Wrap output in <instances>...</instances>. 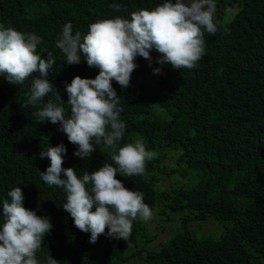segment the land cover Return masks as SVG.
<instances>
[{"label": "trees", "instance_id": "1", "mask_svg": "<svg viewBox=\"0 0 264 264\" xmlns=\"http://www.w3.org/2000/svg\"><path fill=\"white\" fill-rule=\"evenodd\" d=\"M153 1L0 0V24L20 32L34 30L49 18L77 26L80 10L87 8H94L93 17L130 19L132 11L152 10L161 0ZM215 2L217 32H204L205 54L197 68L172 73L156 62L160 54L150 55L151 61L137 56L131 87L112 81L123 109L120 120L126 125L117 148L140 138L146 150L155 153L146 161L143 175L116 176L127 189L143 193L153 220L163 226L160 249L147 256L127 244L133 249L120 258V247L126 246L120 243L113 252L94 251L91 234L78 230L62 208L66 193L41 180L40 172L50 166L47 158L40 157L47 147L63 144L62 167L74 168L78 177L104 163L115 167L112 150L101 144L90 158L74 156L77 148L58 130L59 124L37 123L33 116L48 100L58 103L56 96L49 94L35 106L25 104L38 74L23 85L0 76V213L8 191L21 187L23 206L50 219L51 231L36 253L38 264H47L50 255L59 264H84L83 253L91 264H130L132 260L136 264H264V0ZM113 3L121 4V11L111 8ZM41 29L40 25L37 32ZM49 48L37 45V54L46 60ZM56 55L47 78L61 100L68 98L65 83L76 76L94 79L99 74L86 60L72 70L64 57ZM157 108L169 119L163 120ZM181 111L191 116V125ZM164 151L181 154L170 169L163 162ZM171 176L194 178L196 185L170 188ZM164 181L168 190L157 194L158 184ZM165 223L170 227H164ZM193 229L203 235L195 237ZM146 237V227L134 221L128 243H142Z\"/></svg>", "mask_w": 264, "mask_h": 264}, {"label": "clouds", "instance_id": "2", "mask_svg": "<svg viewBox=\"0 0 264 264\" xmlns=\"http://www.w3.org/2000/svg\"><path fill=\"white\" fill-rule=\"evenodd\" d=\"M157 4L152 10L132 11L130 19L124 15L93 17L94 8H87L80 10L77 26L49 18L43 19L34 30L20 32L0 24V76L13 85H23L33 74H38L32 79L26 106L37 105L49 94L57 98L58 103L48 100L33 112L36 122L59 124L58 130L77 148L74 156L81 159L90 158L97 145L103 144L112 150L115 167L104 163L98 170L85 171L78 177L74 168L62 167L66 153L63 144L47 147L40 157L47 158L50 166L40 172V176L49 187L56 186L66 193L62 208L70 214L78 230L91 234L89 242L94 251L113 252L120 243L126 245L120 247V258L129 255L133 249L127 244L141 246L139 253L144 256L153 251L149 245L148 226L154 220L151 209L144 203L143 193L127 189L116 176L118 173L120 176L143 175L146 161L153 159L155 153L146 150L140 138L117 148L126 125L120 120L123 109L112 81L129 89L137 56L151 61L150 55L160 54L156 62L165 64V70L172 73L197 68L205 54L204 32L213 35L217 32L215 0H161ZM110 7L119 12L123 6L113 3ZM40 25L42 29L38 33ZM52 34L54 40H51ZM37 45L40 49L50 46L46 60L37 54ZM56 54L64 57L67 68L73 70L74 65L86 60L88 67L99 69V74L94 79L76 76L70 84L65 83L68 98L61 100L47 78L56 64ZM155 73L159 74L160 69H155ZM157 110L163 120L169 119L165 111ZM66 112L70 114L66 115ZM180 116L191 125L189 114L181 111ZM44 140L47 142L46 137ZM177 153L163 152L167 169L178 163L181 154ZM62 173L64 178H61ZM160 184L157 194L168 190L166 184L161 187ZM7 197L0 213L3 218L0 223V264H38L36 253L51 231L50 219L23 206L21 187L12 188ZM138 220L146 227L147 237L142 243H128L133 222L138 225ZM159 226L163 227L160 223ZM104 240L106 242L102 243ZM83 260L84 264H91L85 253ZM47 264L59 262L50 255Z\"/></svg>", "mask_w": 264, "mask_h": 264}, {"label": "rangeland", "instance_id": "3", "mask_svg": "<svg viewBox=\"0 0 264 264\" xmlns=\"http://www.w3.org/2000/svg\"><path fill=\"white\" fill-rule=\"evenodd\" d=\"M167 181H171L170 188H174L177 185H185L187 187H193V186L196 185L195 179L194 178H190V177H187L186 179H182L179 176H171ZM161 186H165V181L160 184V187ZM191 216H192V214H191ZM164 227H170V224L166 223V225ZM199 227L202 228L203 225H200ZM148 229H149L148 235L151 237V240L149 241V245L151 246L152 250H158L159 249L158 244L162 241V239L164 237V234L161 233V230L163 229V227H160L159 223L157 222V220H154L148 226ZM203 231H206L205 228H204ZM203 231H199L197 229H193L192 233L194 234L195 237H199L200 238L203 235ZM105 242H106V240H104L102 243H105ZM137 249L140 250L141 246L137 247ZM130 264H136V263L132 260V262Z\"/></svg>", "mask_w": 264, "mask_h": 264}]
</instances>
